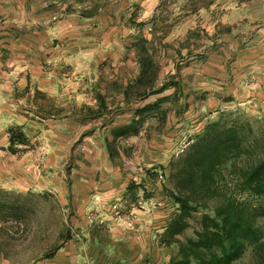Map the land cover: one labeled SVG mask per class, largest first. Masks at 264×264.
<instances>
[{"label": "rangeland", "instance_id": "rangeland-1", "mask_svg": "<svg viewBox=\"0 0 264 264\" xmlns=\"http://www.w3.org/2000/svg\"><path fill=\"white\" fill-rule=\"evenodd\" d=\"M163 2L0 0V189L45 194L28 227L1 232L15 264H54L90 236L109 247L112 229L151 232L149 264H184L215 203L183 214L171 161L224 115L264 123V0L194 12L188 0ZM14 126L30 139L17 152ZM244 198L264 209V196ZM256 224L264 237V215ZM231 264L260 263L249 248Z\"/></svg>", "mask_w": 264, "mask_h": 264}, {"label": "trees", "instance_id": "trees-1", "mask_svg": "<svg viewBox=\"0 0 264 264\" xmlns=\"http://www.w3.org/2000/svg\"><path fill=\"white\" fill-rule=\"evenodd\" d=\"M214 1L188 0L186 6L194 12ZM97 98L104 105L102 96ZM259 122L235 113L224 115L206 124L201 133L191 138L187 149L171 161L173 195L183 214L208 209L210 202L215 203L213 209L203 213L201 229L189 242V248H185L188 253L184 264H189L191 257L196 264H231L249 248H253L259 263L264 264V237L256 224L264 209L244 198V194L264 196V123L258 125ZM8 132L13 152L19 146L29 145L30 139L22 127H11ZM44 195L0 189V261L18 263L4 252L10 238L1 232L10 224L28 227L30 215L36 214L33 202ZM173 225L175 232H181L186 224L180 218ZM71 236L68 228L62 230L59 244L42 258L55 255ZM39 259L37 252L28 262Z\"/></svg>", "mask_w": 264, "mask_h": 264}, {"label": "crops", "instance_id": "crops-1", "mask_svg": "<svg viewBox=\"0 0 264 264\" xmlns=\"http://www.w3.org/2000/svg\"><path fill=\"white\" fill-rule=\"evenodd\" d=\"M48 155L51 156V153ZM44 184V176L40 171V186ZM111 194L115 195L116 191L113 190ZM113 219L115 218L109 217L108 221L110 222ZM90 237L91 239L82 245L79 250L75 248L72 251L73 248H68V251L67 248H64L59 255L62 256V259H57L54 264H149L147 257L154 253L156 249L154 237L151 232L147 231L132 234L119 229H112L113 242L109 247L103 245L100 247L96 238ZM66 254H74L75 258L67 262L65 260Z\"/></svg>", "mask_w": 264, "mask_h": 264}]
</instances>
